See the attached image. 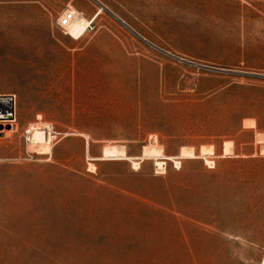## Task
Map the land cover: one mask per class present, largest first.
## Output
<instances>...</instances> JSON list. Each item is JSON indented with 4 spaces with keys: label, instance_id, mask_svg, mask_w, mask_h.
I'll return each instance as SVG.
<instances>
[{
    "label": "rangeland",
    "instance_id": "1",
    "mask_svg": "<svg viewBox=\"0 0 264 264\" xmlns=\"http://www.w3.org/2000/svg\"><path fill=\"white\" fill-rule=\"evenodd\" d=\"M0 94V264H264V0H0Z\"/></svg>",
    "mask_w": 264,
    "mask_h": 264
},
{
    "label": "bare ground",
    "instance_id": "2",
    "mask_svg": "<svg viewBox=\"0 0 264 264\" xmlns=\"http://www.w3.org/2000/svg\"><path fill=\"white\" fill-rule=\"evenodd\" d=\"M102 8L99 7L95 13L93 14L92 17H96L100 12H101ZM75 17L71 20V22L68 24V26L72 23V21L75 19V26L76 27H82L85 24V21L87 20L81 13H79L77 10H75ZM84 14V12H82ZM77 15V16H76ZM85 15V14H84ZM92 17L89 19L91 21ZM89 21V23H90ZM88 27V26H87ZM86 27V29H87ZM89 28V27H88ZM85 29V30H86ZM86 32V31H85ZM71 36H73V34H71ZM74 37V36H73ZM80 37V36H79ZM10 95L8 94H0V121H4V120H13L11 119L12 117H15V100L13 101V99H10ZM32 127H43L44 130H48L49 128V124L48 123H44V124H37L31 125ZM52 150V146L50 147V151ZM139 158H144V157H139ZM130 159V157H129ZM207 162H213L212 160H210L208 157H206ZM140 162V161H139ZM139 162L136 159H133V162L135 165L139 164ZM181 161L177 160V164H180ZM165 161L161 160V159H157L156 161V165L158 167H163L164 166Z\"/></svg>",
    "mask_w": 264,
    "mask_h": 264
},
{
    "label": "built area",
    "instance_id": "3",
    "mask_svg": "<svg viewBox=\"0 0 264 264\" xmlns=\"http://www.w3.org/2000/svg\"><path fill=\"white\" fill-rule=\"evenodd\" d=\"M75 9H73L71 6L65 9V11L61 14V16L58 19V25L62 28V30L65 33H70V30L68 29V24L71 22V20L75 17ZM11 99L13 101L15 100V95L10 94Z\"/></svg>",
    "mask_w": 264,
    "mask_h": 264
},
{
    "label": "trees",
    "instance_id": "4",
    "mask_svg": "<svg viewBox=\"0 0 264 264\" xmlns=\"http://www.w3.org/2000/svg\"><path fill=\"white\" fill-rule=\"evenodd\" d=\"M51 145H52V144H50V146H51ZM41 153H49L48 145H47V147H46V150L41 151Z\"/></svg>",
    "mask_w": 264,
    "mask_h": 264
},
{
    "label": "water",
    "instance_id": "5",
    "mask_svg": "<svg viewBox=\"0 0 264 264\" xmlns=\"http://www.w3.org/2000/svg\"><path fill=\"white\" fill-rule=\"evenodd\" d=\"M11 99V98H10Z\"/></svg>",
    "mask_w": 264,
    "mask_h": 264
}]
</instances>
